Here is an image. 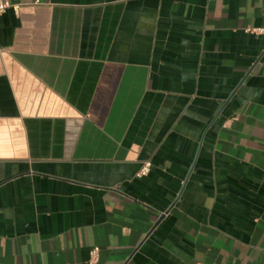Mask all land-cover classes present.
Wrapping results in <instances>:
<instances>
[{"label":"crops","instance_id":"crops-1","mask_svg":"<svg viewBox=\"0 0 264 264\" xmlns=\"http://www.w3.org/2000/svg\"><path fill=\"white\" fill-rule=\"evenodd\" d=\"M10 2L0 264H264V0Z\"/></svg>","mask_w":264,"mask_h":264},{"label":"built area","instance_id":"built-area-1","mask_svg":"<svg viewBox=\"0 0 264 264\" xmlns=\"http://www.w3.org/2000/svg\"><path fill=\"white\" fill-rule=\"evenodd\" d=\"M11 6L12 3L10 2V0H0V14L4 13ZM255 32L264 33V29H256ZM150 168H151V163L150 162L145 163L139 172V176L147 175L150 171ZM90 256H91L90 264H95L100 257L99 247H95L94 249H92L90 252Z\"/></svg>","mask_w":264,"mask_h":264}]
</instances>
